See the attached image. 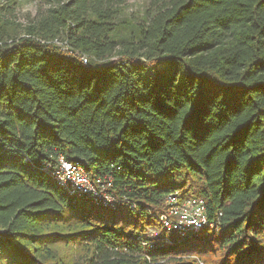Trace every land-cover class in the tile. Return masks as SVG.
<instances>
[{
	"label": "trees",
	"instance_id": "1",
	"mask_svg": "<svg viewBox=\"0 0 264 264\" xmlns=\"http://www.w3.org/2000/svg\"><path fill=\"white\" fill-rule=\"evenodd\" d=\"M41 1L0 0V264H264V0ZM59 155L118 204L61 187ZM175 192L215 228L166 231Z\"/></svg>",
	"mask_w": 264,
	"mask_h": 264
},
{
	"label": "built area",
	"instance_id": "2",
	"mask_svg": "<svg viewBox=\"0 0 264 264\" xmlns=\"http://www.w3.org/2000/svg\"><path fill=\"white\" fill-rule=\"evenodd\" d=\"M90 57L81 54V60L87 64ZM57 183L70 194L90 198L97 204L115 207L118 200L113 192L111 176H93L82 163L59 155L55 167L47 166ZM221 215V213H220ZM164 229L178 236L197 233L206 226L215 228L208 215V205L204 198L192 196L182 198L179 192L170 194L166 199V211L159 217ZM160 229L150 228L148 235L157 236Z\"/></svg>",
	"mask_w": 264,
	"mask_h": 264
},
{
	"label": "rangeland",
	"instance_id": "3",
	"mask_svg": "<svg viewBox=\"0 0 264 264\" xmlns=\"http://www.w3.org/2000/svg\"><path fill=\"white\" fill-rule=\"evenodd\" d=\"M17 1L18 4L16 6L15 13L17 15L18 20L21 22H26L28 18L35 16L40 6L42 7L43 5V2L41 0H17ZM146 6H147V0H128L126 10L128 14L130 12L131 14L137 16L142 14ZM98 210L104 213V215L109 217L111 220L118 219L119 221H124L126 220V216L128 215L123 210L120 211H112L109 209H98ZM198 242L199 240L192 238L187 242H185L182 245V247L190 248L198 244ZM205 258L207 259L209 258V261L217 259L216 257H213V255H207Z\"/></svg>",
	"mask_w": 264,
	"mask_h": 264
}]
</instances>
